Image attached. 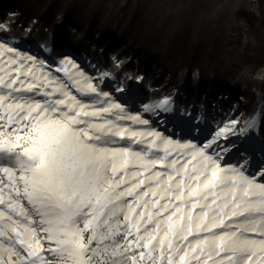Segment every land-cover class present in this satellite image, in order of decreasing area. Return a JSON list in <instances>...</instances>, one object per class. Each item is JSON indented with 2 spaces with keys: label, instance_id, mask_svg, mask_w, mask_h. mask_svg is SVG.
<instances>
[{
  "label": "snow or ice",
  "instance_id": "obj_1",
  "mask_svg": "<svg viewBox=\"0 0 264 264\" xmlns=\"http://www.w3.org/2000/svg\"><path fill=\"white\" fill-rule=\"evenodd\" d=\"M44 69L0 41V264H264V170L213 147L238 121L181 143L72 59Z\"/></svg>",
  "mask_w": 264,
  "mask_h": 264
},
{
  "label": "trees",
  "instance_id": "obj_2",
  "mask_svg": "<svg viewBox=\"0 0 264 264\" xmlns=\"http://www.w3.org/2000/svg\"><path fill=\"white\" fill-rule=\"evenodd\" d=\"M17 39L71 52L151 101L203 116L258 114L264 148V0H0Z\"/></svg>",
  "mask_w": 264,
  "mask_h": 264
},
{
  "label": "rangeland",
  "instance_id": "obj_3",
  "mask_svg": "<svg viewBox=\"0 0 264 264\" xmlns=\"http://www.w3.org/2000/svg\"><path fill=\"white\" fill-rule=\"evenodd\" d=\"M0 41L16 47L25 55L36 57L38 62H43L45 65V72H50L53 77H58L62 81H66L67 77L64 76L63 72H56L55 69L61 67V61L65 58L72 59L86 75L93 78L96 87L109 93V96L121 103L126 111L141 115L149 120L147 126L129 122L131 127L158 130L174 141L203 145L213 140L221 127L228 126L231 121H238L236 133H229L226 139L221 137L213 147L222 155L224 163L244 167L250 175H257L261 170H264V148L258 137V114L250 117L254 118L256 122L254 129L243 133L239 132V129L244 127L249 119H244L242 114L240 115L242 112L237 109L238 104L235 102L231 103V109L222 110L223 113L227 114V117L224 118L215 115L207 117L194 114L185 108L177 107L176 103L166 96L151 101L149 97L140 92L138 83L129 88L124 87L99 66L79 59L71 52H58L41 45L32 46L14 38L6 40L0 37ZM165 98L171 101L167 110L144 111L146 105L154 106Z\"/></svg>",
  "mask_w": 264,
  "mask_h": 264
},
{
  "label": "clouds",
  "instance_id": "obj_4",
  "mask_svg": "<svg viewBox=\"0 0 264 264\" xmlns=\"http://www.w3.org/2000/svg\"><path fill=\"white\" fill-rule=\"evenodd\" d=\"M255 78H256V79H260V80H264V76L259 75V74H258Z\"/></svg>",
  "mask_w": 264,
  "mask_h": 264
}]
</instances>
